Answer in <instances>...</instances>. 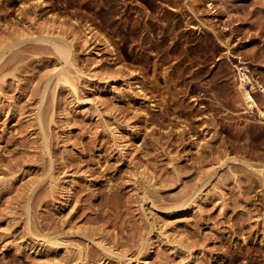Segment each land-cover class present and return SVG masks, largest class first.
I'll use <instances>...</instances> for the list:
<instances>
[{
	"label": "rangeland",
	"instance_id": "obj_1",
	"mask_svg": "<svg viewBox=\"0 0 264 264\" xmlns=\"http://www.w3.org/2000/svg\"><path fill=\"white\" fill-rule=\"evenodd\" d=\"M37 19L67 34L74 20L90 22L115 59L93 43L94 61L79 39L78 66L99 76L115 67L129 82L128 70L138 72L144 95L96 91L84 77L77 95L55 86L53 47L6 37ZM9 39L0 58V264L134 262L146 237H162L147 264H264V0H0V44ZM244 67L256 81L251 109L238 89ZM194 188L196 201L177 209ZM54 232L67 246L53 253L23 241ZM97 242L123 257L107 258Z\"/></svg>",
	"mask_w": 264,
	"mask_h": 264
},
{
	"label": "bare ground",
	"instance_id": "obj_2",
	"mask_svg": "<svg viewBox=\"0 0 264 264\" xmlns=\"http://www.w3.org/2000/svg\"><path fill=\"white\" fill-rule=\"evenodd\" d=\"M38 4H41V2H38ZM45 18V17H43ZM49 19V17H48ZM54 19H52L53 21ZM51 20H43V19H37L35 20L31 27H29V29H33V30H29L26 29L25 27H21L18 30H8L7 31V36H12L13 34H15L16 32H21L22 35L26 34L25 37H20L17 38L19 41H17L18 43L20 41H24V40H34V41H41L44 43H48L51 45V47H53L54 51H56V53L58 54V58L61 59V63L58 65H54V68L52 69V72L50 71V74L48 73L49 77L47 76L48 80H51L53 77V82L54 85L56 86L57 84H65L68 88V90H70L74 95L78 94V91L81 87L80 85V80L82 77L86 78V80L90 81L91 83V87L93 89H95L96 91H105V90H113L116 92V96H119V93L121 92H126L128 95L131 94H135V95H144V90L143 87L140 85V83L137 81V75H139L138 72H134L133 70H128V73H126V75H130L131 77L134 76L133 81L129 82L127 79L122 78V75L117 74L114 75L113 73L115 71H117L118 69H116L115 67H111L112 70H106L105 73L103 75H97V74H87L85 73L76 63V59L74 58V43L75 41H79V39H81V43L83 45H85V49H87L90 46V49L92 50H88L91 51V54L93 55V57L96 59L94 61L99 62V50L97 47H95L94 44H104L106 47V50L109 53V59H115V50H114V46L112 45V43L110 42V40L103 34L101 33L95 26H93L90 22H84V23H80L78 20H74V28L70 29V31L68 32L69 36H66V32H67V28L64 29L61 27L58 28L59 26H54L53 23L50 22ZM62 25L63 23L60 22ZM23 29V30H22ZM22 30V31H21ZM65 31V32H64ZM17 34V33H16ZM67 34V35H68ZM21 35V36H22ZM11 37V38H12ZM16 37V36H15ZM10 38V37H9ZM10 38V39H11ZM9 39L8 42H11ZM5 40V39H4ZM7 41V40H6ZM4 42V41H3ZM1 43V47H0V58H2V56L4 55L5 51L9 48H11V46L14 44L15 40L13 41V43L11 42L7 44V42ZM16 42V43H17ZM8 49V50H9ZM59 59V60H60ZM114 65V62L112 64V66ZM3 66V65H1ZM0 66V81H3L4 79V75L2 74V68ZM5 66V65H4ZM116 70H115V69ZM243 69V71H239V75H240V80H239V85H238V89L239 92L241 94V97L245 103V107L248 109L253 108L254 106H257L256 100L252 95V90L255 87V83L256 81H254L251 76L246 72L245 67L241 68ZM122 70V69H121ZM120 70V72H121ZM124 72V70H122ZM119 72V71H118ZM117 73V72H116ZM47 80V79H46ZM118 81H121V83L118 85H116L117 87H115V84L118 83ZM49 83V81H47ZM112 84V85H110ZM53 85V86H54ZM110 85V86H109ZM46 86V83H45ZM44 86V87H45ZM48 86V85H47ZM46 86V87H47ZM54 86V89H55ZM261 88H263L264 91V84L261 85ZM45 89V88H44ZM44 91V90H43ZM43 97V95H42ZM79 99V97H78ZM136 101L138 102L139 100L136 99ZM52 112V111H51ZM50 112L49 115V120L48 118L46 119L47 121H52L53 120V113ZM261 112V111H260ZM36 118H38L39 124L41 125L42 128V141H43V146L46 149V151L48 153V136L47 133L45 132V129L43 128V120H42V114L41 112H37V116ZM44 119V118H43ZM45 120V119H44ZM231 158V157H230ZM236 159V158H231V160ZM263 168L264 167H259L257 170L262 174L263 172ZM50 185H56L57 181L51 177L50 180ZM35 187H37L35 184L33 186L30 187V192H32ZM66 188H70V184L67 183L66 184ZM200 192L199 188H194L191 191L185 192L183 193V195H180L178 198H176V203L174 204V206L178 209H186L187 207H189L192 203H194V201H196L198 193ZM31 195V194H30ZM180 211V210H179ZM29 223V221H27ZM27 225H30L27 224ZM29 228V227H28ZM32 234V238H30V236H24L23 237V241L26 242V246L32 251H38L37 247H35V243H38V241H40L38 244H42L41 246L43 247V252L44 253H50V252H54L57 250L58 247H60L61 244L66 245V242L63 240V238H61V234H59L58 232H54V233H50V234ZM155 238V237H154ZM156 240L161 241L162 237H158L157 239L151 238V237H146L144 240H142V242L139 244V248L137 250V254L134 257V262L131 261V257L130 258H124L121 261V264H135L136 261L140 260L142 264H147L149 263V258H150V254L152 251V245L156 243ZM98 246L100 247V252H102L103 255H115L119 258L123 257L122 254H120L119 252H113V250H111L109 247L102 245L101 243H98ZM63 246V245H62ZM67 246V245H66ZM63 247V248H66ZM178 246L180 247H184L183 243H178ZM41 248V247H40ZM61 248V247H60ZM68 251L69 248H66ZM70 250V249H69ZM79 250V249H78ZM80 254V252H79ZM101 254V253H100ZM81 255V254H80ZM106 255V257H107ZM109 258V256L107 257ZM81 260V259H80ZM137 264V263H136Z\"/></svg>",
	"mask_w": 264,
	"mask_h": 264
}]
</instances>
